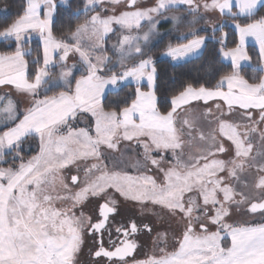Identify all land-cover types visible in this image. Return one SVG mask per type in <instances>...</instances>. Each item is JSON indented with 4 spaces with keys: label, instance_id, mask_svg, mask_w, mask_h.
Instances as JSON below:
<instances>
[{
    "label": "snow or ice",
    "instance_id": "1",
    "mask_svg": "<svg viewBox=\"0 0 264 264\" xmlns=\"http://www.w3.org/2000/svg\"><path fill=\"white\" fill-rule=\"evenodd\" d=\"M2 12L0 264H264V0Z\"/></svg>",
    "mask_w": 264,
    "mask_h": 264
},
{
    "label": "trees",
    "instance_id": "2",
    "mask_svg": "<svg viewBox=\"0 0 264 264\" xmlns=\"http://www.w3.org/2000/svg\"><path fill=\"white\" fill-rule=\"evenodd\" d=\"M16 2L19 3V0H16ZM76 2L77 0H73V4H75ZM6 3H11V0H0V20L4 18L2 10ZM12 11L14 12V8L12 9ZM75 22L76 21H73V24ZM167 28H168V25L163 24L161 25L160 30H165ZM201 34H204V33L201 32ZM169 39L170 37L163 36L162 40L154 41L153 42V45H154L153 53L155 54L157 67L160 71L162 80L169 86H175V85H178L183 80H187L191 77L196 76L201 62L211 55L208 49L212 48L213 45L209 43L208 49H205L203 53H201L197 57L190 58L187 61L174 62L167 56H159V54L163 52L164 47ZM248 46L249 48H251L254 46V44H249ZM223 63L227 64L224 61ZM245 71H247L248 74L251 75L252 74L251 66L250 65L246 66ZM134 87H135L134 83H129L124 90L125 91L134 90ZM120 95H123V92H121ZM109 98L113 99L115 97L113 96Z\"/></svg>",
    "mask_w": 264,
    "mask_h": 264
},
{
    "label": "rangeland",
    "instance_id": "3",
    "mask_svg": "<svg viewBox=\"0 0 264 264\" xmlns=\"http://www.w3.org/2000/svg\"><path fill=\"white\" fill-rule=\"evenodd\" d=\"M60 2V0H58V3ZM161 31V34H163V32L165 31V30H160ZM112 40H115V36L113 35L112 36ZM250 42H252L251 40H249ZM111 40L109 41V46H110V44H111ZM154 42V41H153ZM111 54V53H110ZM159 56H165V55H163L162 53H160L159 54ZM157 57V56H156ZM70 63H71V61H70Z\"/></svg>",
    "mask_w": 264,
    "mask_h": 264
},
{
    "label": "crops",
    "instance_id": "4",
    "mask_svg": "<svg viewBox=\"0 0 264 264\" xmlns=\"http://www.w3.org/2000/svg\"><path fill=\"white\" fill-rule=\"evenodd\" d=\"M249 44H254V42H250V41H249ZM189 59H190V58H189ZM69 62H70V61H69ZM224 62L228 63L227 61H224Z\"/></svg>",
    "mask_w": 264,
    "mask_h": 264
}]
</instances>
